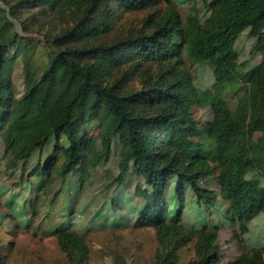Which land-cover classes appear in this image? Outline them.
Returning a JSON list of instances; mask_svg holds the SVG:
<instances>
[{"label":"trees","instance_id":"trees-1","mask_svg":"<svg viewBox=\"0 0 264 264\" xmlns=\"http://www.w3.org/2000/svg\"><path fill=\"white\" fill-rule=\"evenodd\" d=\"M164 1L162 11L160 0H0V132L16 105L29 102L4 146L5 168L27 178L41 174L37 189L47 191L56 177L107 160L118 135L123 152L115 179L121 183L133 167L147 187L139 190L145 203L134 225L155 229L154 264H177L179 249L190 242L194 257L182 264H218V228L181 222L185 193L189 187L210 213L218 196L199 182L216 177L225 217L239 230L264 211V166L260 177L250 176L264 149L254 139L264 126V0H206V16L193 4L184 20ZM141 12L138 26L116 33L118 18ZM51 18L65 26L56 32ZM35 30L43 40L30 37ZM245 30L258 37L253 47L261 58L242 71L235 42ZM187 61L211 66L209 93L195 86ZM17 62L20 96L12 80ZM204 106L210 120L194 115ZM97 119L96 138L80 132ZM49 139L54 146L45 164L38 158L27 171ZM27 203L34 210L35 200ZM56 240L61 264H86L85 233L58 228ZM228 264H264V250Z\"/></svg>","mask_w":264,"mask_h":264},{"label":"rangeland","instance_id":"rangeland-1","mask_svg":"<svg viewBox=\"0 0 264 264\" xmlns=\"http://www.w3.org/2000/svg\"><path fill=\"white\" fill-rule=\"evenodd\" d=\"M193 4H196L202 17L208 14L206 0H171L172 7L182 20ZM160 6L164 11L167 4L160 0ZM142 15L143 12L124 14L118 18L119 27L116 28V33H123L135 24L138 26L139 23L136 22ZM64 26L62 21L50 19L49 27L56 32ZM30 37L36 41L44 38L42 32L37 30L30 33ZM257 38L250 30H245L235 42L236 61L243 63L240 65L242 71L256 64L261 58L253 47ZM187 64L195 86L203 93H209L213 82L211 66L191 65L188 61ZM12 80L18 92L17 96H20L23 84L21 64L18 62L13 70ZM229 102L234 106L235 97H230ZM28 104L29 102L16 105L15 117L0 132V264H61L64 256L57 246L58 228L85 233L90 247L86 264H154L160 248L155 229L134 225L136 216L145 203L144 198L138 194L139 190L144 191L147 187L141 178L133 176V167L124 175L121 183L115 179L123 152V139L118 135L112 138L107 160L87 168L85 172H70L63 179L56 177L48 185L47 191L37 189L43 182L41 174L27 178L20 174L19 168H5L4 146L14 135L22 121L20 116ZM262 111L264 114V106ZM194 115L201 120L211 119V111L205 106L196 107ZM104 116L105 112L102 113L105 120ZM99 122L97 119L81 126L80 132L85 131L92 138H96ZM254 139L258 146H264V126L255 134ZM65 145L64 141L62 146ZM53 146V139H49L39 155L37 151L34 152L26 170L38 158L40 166L45 164L46 156L53 150ZM59 151L60 149L57 152ZM256 161L257 168L251 173V177L261 176L259 172L264 166V149L256 155ZM199 184L217 194V202L210 213H206V208L197 202L194 193L187 187L181 222L187 227L218 228V264H228L253 248L264 250V211L252 219L246 229L239 230L236 223L225 217L227 202L219 194L216 177L202 178ZM33 200L34 210L27 203ZM174 213L172 209L169 215ZM234 232L237 234L236 238H233ZM178 255L177 264L193 258V242L179 249Z\"/></svg>","mask_w":264,"mask_h":264}]
</instances>
